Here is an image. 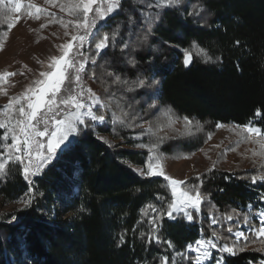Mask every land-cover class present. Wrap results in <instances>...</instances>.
<instances>
[{"label":"trees","instance_id":"1","mask_svg":"<svg viewBox=\"0 0 264 264\" xmlns=\"http://www.w3.org/2000/svg\"><path fill=\"white\" fill-rule=\"evenodd\" d=\"M131 1H122L123 12L114 20L125 39L132 33V55L122 53L117 42L85 69L87 78L95 73L91 80L110 110L95 114H104L109 124L95 127L82 149L33 177L37 196L31 208L18 211L14 223L0 220V264H161L165 256L185 252L200 237L229 246L235 242V255L225 254L224 264L264 261V237L246 232L249 239L235 241L232 234L243 229L249 206L251 211L264 206L260 199L264 182L253 184L250 179L264 172L262 160L246 157L259 155L257 145L240 135L229 142L230 148H223V141L213 147L217 166L186 180L191 184L203 180L200 191L208 199L202 200L198 215L192 213L191 222L164 216L156 234L160 243L148 239L149 220L155 215L148 206L161 209L171 202L166 182L132 168L145 166L152 144L165 158L194 157L215 132L204 124L243 126L256 117L257 109L261 115L256 123L264 131V0H178L156 12L160 19L150 29L142 24ZM141 1L155 4V0ZM8 14L0 8V44ZM129 17L136 19L134 26L127 25ZM114 30L102 29L101 35ZM195 48L212 62L197 59ZM183 49L191 55L188 67L183 64ZM129 58L136 60L135 67L126 63ZM107 72L130 83L148 78L158 84L128 92L127 85L113 84ZM153 103L155 107L149 109ZM113 112L123 124H111ZM185 116L191 126H185ZM137 124L143 125V132ZM196 124L199 132L194 134L190 128ZM141 134L142 138L132 139ZM2 137L0 129V147ZM27 188L20 166L8 164L6 175L0 177V198L13 200ZM228 215L233 219H226Z\"/></svg>","mask_w":264,"mask_h":264},{"label":"snow or ice","instance_id":"2","mask_svg":"<svg viewBox=\"0 0 264 264\" xmlns=\"http://www.w3.org/2000/svg\"><path fill=\"white\" fill-rule=\"evenodd\" d=\"M8 2L11 4L10 11L18 12L20 10V0H8ZM177 2L178 0H156L155 4H149L148 12H139L142 24L150 29L160 19L158 15H152L151 10L156 9L159 11L174 6ZM4 3L5 0H0V5ZM93 4H96V0H76V2L67 6L69 14L77 17L75 27L78 30L82 29L83 34L73 35L71 41L67 45L62 46V55L58 58H52L54 61L52 67L56 71L41 73L42 77L48 78L36 82L39 87L34 94H29L26 97V106L17 97H13L12 100L3 106L5 118L0 120V129L6 130L3 134V139L7 140L10 136L11 143L4 144L3 150H0V177L6 175L7 166L10 162H15L22 166L23 178L29 183V191L22 200V207L19 209L21 212L31 208L35 198L32 194V178L42 175L47 168L54 166L58 160L66 155L76 153L82 149L88 134L95 127L101 125L107 127L109 124V119L104 114H95L97 110L106 109L108 105L102 103L101 98L97 96L92 88L84 84L86 64L89 62L95 64L97 57L109 47H114L117 42L121 44L122 53L126 52L130 57L133 51L131 44L132 33L129 32L128 38L125 39L121 29L117 26L119 22L114 20L115 16L123 12L122 0H108L103 6L96 4L95 8L92 7ZM61 10L63 11L64 8ZM90 13H92L91 17ZM195 14L197 13H189V15ZM36 18L39 19L38 16ZM135 24L136 19L129 17L127 25L134 26ZM9 27H12L11 23H9ZM105 28H114L115 30L111 35L107 33L101 35V30ZM146 39L147 37L145 36L144 40ZM90 40L94 42V54L85 56L81 49ZM72 41L76 42L75 46ZM236 43L239 44L240 42L236 41ZM192 46L197 47L194 42ZM182 51L183 64L188 67L191 63L190 52L188 49H183ZM198 51L202 52L203 50L198 49ZM73 52L74 55L70 56V53ZM205 58L210 59L207 56ZM126 63L133 67L136 66V60L132 58L127 59ZM106 75L112 80L113 84L127 85L126 91L128 92H133L136 89H152L158 84L155 79L149 82L148 78H138L137 81L130 83L127 80H122L121 76L115 72H107ZM93 78H95V73L89 76V79ZM13 101L18 106L16 107L15 116L9 119L13 109ZM128 107H131V105H128ZM154 107V103L148 105L149 109ZM256 115H261L259 109H257ZM183 120L186 127L191 124L188 117H183ZM117 121H120L121 124L124 123L114 112L111 113V124L115 125ZM222 126L217 124V127ZM136 127H140L143 132V125L137 124ZM236 129L245 139L260 144L261 151L259 155L264 157V135H262L261 128L252 126L250 121L243 126L237 125ZM151 131L149 127L148 132ZM97 138L100 140L104 139L103 137ZM138 138H142V134L140 137H132L134 140ZM209 138H211L210 135ZM163 139L164 137H161L158 142L162 143ZM137 146L146 147L144 144H138ZM157 150V144H152L149 149L150 152ZM256 154L254 152V155ZM152 160L153 157L150 156L148 161H146V168L139 170L140 175L163 177L170 188L172 196L171 202L166 208L157 209L154 205L148 206L155 213L149 220L151 234L148 239L149 242L155 240L156 243H160V238L156 234L160 231V221L164 216H167L169 220L183 217L186 221L191 222L194 219L193 210L199 213L202 200H207L208 197L203 196L200 191L203 180H200L199 184H191L185 180L173 179L163 171L159 163L154 166ZM76 168L78 170V166ZM261 168L264 169V160L261 162ZM250 179L253 184L257 183V181L264 182V172L252 175ZM157 199L162 201L164 197L158 196ZM260 199L264 200V194H261ZM257 215L260 218V227L258 229L251 225L247 216H245L244 222L249 225V231L254 232L257 236H262L264 235V210L258 212ZM11 219L15 220L16 216L13 215ZM226 219L232 220L233 216L228 215ZM216 222L217 220L214 218L212 223ZM228 231L232 232L233 229L230 227ZM143 235L141 233V236ZM235 236L237 239L241 237L245 240L249 239L243 231H236ZM120 239L121 243H123V236ZM167 244L172 247L171 241H167ZM188 248L196 253L195 264H202L203 260L210 257V249L217 248V245L211 240L200 239L194 245L189 244ZM235 248V242L233 246L225 243L219 248V253L235 255ZM238 250L242 251L243 248ZM167 261L168 257L165 256L161 264H167ZM216 264H224L223 259L218 257Z\"/></svg>","mask_w":264,"mask_h":264},{"label":"rangeland","instance_id":"3","mask_svg":"<svg viewBox=\"0 0 264 264\" xmlns=\"http://www.w3.org/2000/svg\"><path fill=\"white\" fill-rule=\"evenodd\" d=\"M74 2H76V0H20L21 8L18 12H12L9 10L11 8V4L8 2V0H5V3L0 5V8H4L9 11L6 20L7 26L3 31L1 37L2 42L0 44V120L5 118L3 115V106L12 100L13 97H17L20 102L24 103L26 106V97L29 94H34L39 87L36 82L38 80L48 78L42 77L41 73H51L56 71V69L52 67L54 64L52 58H58L62 55V46L67 45L68 42L71 41V37L73 35L83 34L82 29L78 30L75 27L77 17L69 14L67 11V6H70ZM107 2L108 0H96V4H100L101 6ZM130 3V6H132L137 11V14L140 11L148 12V5L151 4L150 2L145 3L141 0H132ZM96 4H93L92 7L95 8ZM139 5L143 6V9L141 7L142 10L138 8ZM62 8H64L63 11L61 10ZM151 12L152 15H156L157 10L152 9ZM89 15L91 17L92 13ZM37 16L39 19L36 18ZM9 23L12 24V27H9ZM41 25H43V27H41ZM90 41L86 42L81 49L85 56H91L90 48L94 47V44H92ZM72 43L75 46L76 42L72 41ZM193 54L201 61L212 62V59H206V54L203 51H198V48L193 49ZM72 55H74V52L70 53V56ZM83 82L87 87H91L92 90L97 94L96 86L91 79L84 75ZM101 102L103 103L102 100ZM17 106L18 105L16 102L13 101V109L11 110L9 119L15 116ZM101 110L106 114L110 113L108 107ZM257 120V115L254 119L250 120L252 122V126L259 127L256 123ZM204 125L206 127H211L215 132L207 142H204L200 148L195 151L194 157L170 159L165 158L163 155L154 151L150 153V156L153 157V165L155 166V164L159 163L163 171L168 176H171L176 180L185 181L191 174L198 173L201 170L212 166H217L219 159L218 157H214L213 151L215 150L213 147L216 146L217 143L220 144L223 141L222 147L230 148L229 142L237 139L240 134L236 129L237 125H223L222 127H217V124ZM198 127L199 125L196 124L190 129L193 130L194 134H196L199 132L197 129ZM1 130L3 134L6 131L5 129ZM262 135H264L263 130ZM2 141L3 142L0 150H3L4 144L11 143V137L9 136L7 140H4L2 137ZM249 143L257 145V152L259 154L261 151L260 144L254 143L251 140H249ZM227 155L231 157L230 154ZM246 157L249 159L264 160V157H261L260 155L253 156L252 154H246ZM231 158L234 162H237V159L233 157ZM215 160H218L217 164L215 163ZM10 163L15 164V162ZM19 166L22 171V166ZM132 168L134 171L139 173V170L146 168V164L143 167L132 166ZM26 182L28 183V181ZM166 186L168 188L170 198L172 199L171 191L167 182ZM28 191L29 183L27 190L15 199L7 201L0 198V220L4 219L8 223H14L17 221L16 214L18 213L19 209H21L22 200L25 198V194L28 193ZM32 194L36 198L37 193L34 189V182L32 186ZM262 210H264V206L259 207L256 211H251V207H249L248 213L243 214V229H238L236 231H243L245 236L246 232H251L249 231V225L244 222L245 216L248 217L251 225L258 229L260 227V218L258 217L257 213ZM192 213L197 215L199 214L196 213L195 210H193ZM13 215L16 216L15 220L11 219ZM236 231L232 233L235 241L244 239L243 237L237 239L235 236ZM259 237H264V235ZM200 239L205 241L211 240L217 245V248L210 249V257L206 260H203L202 264H216L218 257L223 259V256L227 254L219 253V248L224 244H221L213 239H205L204 237H200L198 240ZM195 242L192 244L194 245ZM195 256L196 253L187 247L186 251L183 253L171 252L167 263L195 264ZM258 264H264V261Z\"/></svg>","mask_w":264,"mask_h":264}]
</instances>
